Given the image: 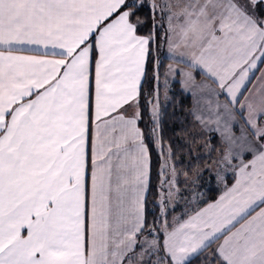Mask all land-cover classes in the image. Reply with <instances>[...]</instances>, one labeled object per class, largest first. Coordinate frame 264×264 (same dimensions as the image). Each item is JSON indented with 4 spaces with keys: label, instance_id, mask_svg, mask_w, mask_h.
I'll use <instances>...</instances> for the list:
<instances>
[{
    "label": "snow or ice",
    "instance_id": "6c2138e0",
    "mask_svg": "<svg viewBox=\"0 0 264 264\" xmlns=\"http://www.w3.org/2000/svg\"><path fill=\"white\" fill-rule=\"evenodd\" d=\"M145 7L153 31L141 35ZM157 10L178 38L169 51L184 49L227 95L225 115L240 111L248 127L229 133L223 162L252 156L217 200L171 224L181 191L171 149L161 220L147 222L158 100L148 142L138 126ZM28 46L43 54H20ZM261 64L264 0H0V264H264ZM169 72L194 83L191 71Z\"/></svg>",
    "mask_w": 264,
    "mask_h": 264
},
{
    "label": "trees",
    "instance_id": "16d2710c",
    "mask_svg": "<svg viewBox=\"0 0 264 264\" xmlns=\"http://www.w3.org/2000/svg\"><path fill=\"white\" fill-rule=\"evenodd\" d=\"M137 15L146 21L145 25L139 30V34L147 35L153 31V18L150 15L149 9L145 7ZM163 17L162 12H158L157 10L155 15L156 27L154 29L156 36L151 44V57L147 68V78L143 83L142 94L139 98V110L142 114V119L138 122V126L144 131L146 142H148L147 137L150 130L155 127L152 122V108L156 101H159V129L157 135L160 137L161 143L160 145H156L154 141L149 143L151 152V181L146 204L148 224L161 220L160 195L165 188L162 189L160 187L163 177L159 173L164 160L168 159L169 149H171L172 153L170 163L175 164L177 171L182 170L181 164L178 163L180 157L187 156L190 159L186 170L189 174L196 166L203 164L208 158L196 157L193 151L184 143V138H186L193 123V117L190 112L192 105L191 97L181 90L178 81L168 82L165 79V67L170 59L165 56L167 30L163 23ZM197 75H199V72H197ZM154 76L157 78L154 79ZM164 81L168 83L164 85ZM166 85L168 86L166 87ZM163 91L166 92L164 101H162L164 97ZM207 135L213 149H220L222 142L219 140L218 135L215 132H208ZM225 179L226 185H229L233 180V176L229 174ZM203 184L204 181H202ZM220 191V187L214 184V178L210 176L201 192L202 199L200 205L203 206L214 200ZM180 210L181 203L179 201L176 203L174 210H172V207H169L166 219L170 224L172 223V216ZM156 226L159 228L160 224L157 223ZM162 238L163 234H161ZM192 264H201V260L194 259Z\"/></svg>",
    "mask_w": 264,
    "mask_h": 264
},
{
    "label": "crops",
    "instance_id": "0c3cea01",
    "mask_svg": "<svg viewBox=\"0 0 264 264\" xmlns=\"http://www.w3.org/2000/svg\"><path fill=\"white\" fill-rule=\"evenodd\" d=\"M165 3V0H161V5ZM165 20L168 19L167 13L164 12ZM166 22V21H165ZM169 27V25H168ZM167 27V41L165 45V56L170 59V61L167 63L165 67V78L168 81H178L181 90L188 94L191 97V108L190 112L191 115L198 127H200L199 130L205 131V132H215L218 136L220 134L221 130L229 129L230 132L237 133L238 130H243L244 132H248V127L245 124L243 118L240 115V111L234 110L232 112V117L228 118L224 113V105L228 100V97L226 94H223L218 86L207 76L205 72L200 70L199 68L193 69L189 63L187 62L188 57L185 56L181 58L178 55L179 51H185L184 49H180L177 51L176 54L169 51V40L168 36L172 37V40L175 42L178 40V38L170 33L168 31ZM20 54L23 55H42L43 49H38L37 46H28V50L21 52ZM95 59V57H94ZM169 65H172L174 68H179L185 72L191 71L193 72L194 76V83L188 82L186 84H182L181 81L183 79L182 75L177 72L175 75L169 72ZM261 69H264V64L260 65ZM197 72H199V75H197ZM261 73L257 72L255 76L252 77V83H249L247 85V89L251 90L254 88V86L257 83L256 77H258ZM93 75H94V64H93ZM249 93L247 90L244 91V96H247ZM244 96H241L240 99L243 101ZM231 107V106H230ZM236 109L239 108V105L235 106ZM134 107H125V114L131 115L134 111ZM246 115V110H245ZM245 162L252 159V156L250 154H245ZM233 180L229 185H226L224 188H221L220 193L218 196L203 205L200 208L206 207L207 204L212 203L213 201L217 200L226 190L228 187H231L232 184L235 182L236 176L235 173L232 175ZM197 210V209H195ZM194 211V210H193ZM191 211V213L193 212ZM189 213V214H191ZM184 219H187V216H183L178 219V221L182 222ZM220 241H217L216 243H219ZM216 246V244H213V248Z\"/></svg>",
    "mask_w": 264,
    "mask_h": 264
},
{
    "label": "rangeland",
    "instance_id": "374dc122",
    "mask_svg": "<svg viewBox=\"0 0 264 264\" xmlns=\"http://www.w3.org/2000/svg\"><path fill=\"white\" fill-rule=\"evenodd\" d=\"M157 2L161 4V0H157ZM158 12L160 11L158 10ZM163 13L164 12H162V14ZM164 16H166V14ZM163 23L167 30L168 19L165 20L164 18ZM168 82L164 81V85L165 83ZM167 86L168 85H166V87ZM165 94L166 92L163 91L164 97L162 101H164ZM199 129L200 127L196 125L193 119V123L189 129V132L186 138H184V143L190 150L193 151L196 157H208V158L205 160L203 164L196 166L193 169V171L189 174L187 173L186 170L190 159H188L187 156L180 157L178 163L181 164L182 170L177 171L178 174L176 180H177V186L181 190L179 193V202L181 203V210L172 216L171 219L172 223L174 218L178 220L179 218L183 217L181 215L182 213L189 214L191 213V211L198 209L199 207H202L200 205L202 199L201 192L204 186L207 184L210 176L214 178V184L217 187H220V189L224 188L226 186V179H225L226 176L229 174L233 175L235 173L234 166L239 164L240 159H243L245 161L246 153H244L242 157L232 159L230 164L223 162V157L225 155V152L230 145V142L227 139L229 133L239 137L242 134V130H238L237 133L230 132L229 129L221 130L218 137L219 140L222 142V145L220 146V149H213L212 144L210 143L211 141L209 140V137L207 135L208 132L201 131ZM238 143L239 142H237V144ZM232 152L234 156L238 155L239 149L236 145L232 146ZM178 169L180 168L178 167ZM185 173L187 174V176H185ZM202 181H204L203 185H202ZM164 191H166V187ZM168 207H172V205H169Z\"/></svg>",
    "mask_w": 264,
    "mask_h": 264
}]
</instances>
